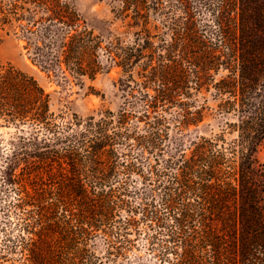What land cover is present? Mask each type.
<instances>
[{
    "label": "trees",
    "instance_id": "trees-1",
    "mask_svg": "<svg viewBox=\"0 0 264 264\" xmlns=\"http://www.w3.org/2000/svg\"><path fill=\"white\" fill-rule=\"evenodd\" d=\"M111 2L104 36L68 0H0L39 70L114 67L120 92L54 113L0 63V264H264V0Z\"/></svg>",
    "mask_w": 264,
    "mask_h": 264
},
{
    "label": "rangeland",
    "instance_id": "rangeland-1",
    "mask_svg": "<svg viewBox=\"0 0 264 264\" xmlns=\"http://www.w3.org/2000/svg\"><path fill=\"white\" fill-rule=\"evenodd\" d=\"M80 16L96 33L107 35L116 31L118 22L113 18L111 0H68ZM22 41L9 28H0V63L31 75L48 94L49 107L54 113L74 112L85 116L101 109L115 110L120 103L116 80L117 68L96 74L92 79L79 77L78 80L66 75L61 77L39 70L27 58ZM209 109L204 119L195 127L199 134L216 132L221 124V117L215 111V102L207 97ZM10 129L1 128L6 136ZM255 157L264 170V139L257 147Z\"/></svg>",
    "mask_w": 264,
    "mask_h": 264
}]
</instances>
